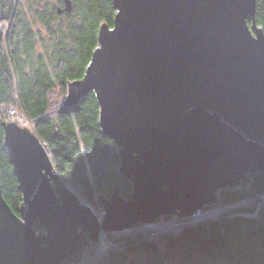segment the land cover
<instances>
[{"label": "water", "instance_id": "obj_1", "mask_svg": "<svg viewBox=\"0 0 264 264\" xmlns=\"http://www.w3.org/2000/svg\"><path fill=\"white\" fill-rule=\"evenodd\" d=\"M115 5L114 26H101L85 76L70 82L64 103L96 93L100 126L123 144L119 170L132 180L133 196L124 198L119 185L110 198L98 195L99 217L59 181L36 132L4 121L23 202L14 213L0 183V264L76 262L101 231L191 217L217 203L222 188L264 170V33L256 0ZM64 11H72L70 0ZM37 220L47 231L34 229Z\"/></svg>", "mask_w": 264, "mask_h": 264}, {"label": "trees", "instance_id": "obj_2", "mask_svg": "<svg viewBox=\"0 0 264 264\" xmlns=\"http://www.w3.org/2000/svg\"><path fill=\"white\" fill-rule=\"evenodd\" d=\"M70 1L72 11L59 14L66 0H0V183L18 215L23 194L5 145L3 120L10 103L21 106L63 180L88 203L99 209L97 196L109 197L117 185L126 198L133 192V182L119 172L117 144L100 126L95 93L64 107L68 85L84 77L100 44L101 26H114L115 0ZM256 7L257 24L264 30V0H256ZM217 205L216 215L179 220L183 225L159 236L105 233L117 247L105 248L86 264H264V171L223 188ZM34 227L45 230L41 220ZM127 241L135 244L125 251ZM100 246L90 242L87 259Z\"/></svg>", "mask_w": 264, "mask_h": 264}, {"label": "bare ground", "instance_id": "obj_3", "mask_svg": "<svg viewBox=\"0 0 264 264\" xmlns=\"http://www.w3.org/2000/svg\"><path fill=\"white\" fill-rule=\"evenodd\" d=\"M256 10H257V7H256ZM256 18V17H255ZM246 20L248 21V19L246 18ZM248 26L250 27L251 25H252V21H248ZM258 25V24H257ZM263 29V28H262ZM263 33H264V30H263ZM92 59V58H91ZM74 81H77V80H74ZM91 92H93V91H90L89 93H91ZM67 96H68V92H67ZM67 96H66V98H67ZM65 98V99H66ZM65 101V100H64ZM64 105H65V103H64ZM75 106L76 104H66L64 107H67V106ZM7 106H9L10 108H11V106H12V104L10 103L9 105H7ZM21 106H18V105H14L13 106V108H14V111L15 112H18V113H20V114H18L19 116H23L22 115V113H21V110H22V108H20ZM5 113V112H4ZM20 117V119L18 120V121H15V120H11V121H13L15 124H17L18 126H20L21 128H23V129H25V128H27V123L30 125H32V128L34 127V123L25 115V117L24 118H21ZM3 120L4 121H9V120H7L6 119V117H3ZM102 128V127H101ZM104 132V131H103ZM105 133V132H104ZM106 134V133H105ZM106 135H108V134H106ZM38 136V135H37ZM108 136H110L113 140H115V142H116V144H117V152L119 153V156H120V159H121V154H120V152H119V149H123L124 147H123V144L121 145L118 141H117V139H115V138H113L111 135H108ZM39 137V136H38ZM40 138V137H39ZM40 142L42 143L41 145L42 146H44V148L46 149V151H47V153H48V155H49V158H50V161H51V163H52V166H53V169L55 170V172L57 173V175H58V179H59V181L63 184V185H66L67 187H69V189L73 192V193H75V194H77L78 196H79V200H80V203L81 204H84V205H86V203H88V200H86V199H84V198H82L76 191H74V189H72L64 180H63V178H62V176H61V174H60V172L58 171V169L56 168V166H55V163H54V161H53V159H52V157H51V155H50V153H49V151H48V148H47V145L41 140V138H40ZM135 156H140L137 152H135ZM121 163H122V160H121ZM120 167H121V165H120ZM264 171V170H263ZM257 172H262V171H257ZM251 173H253V172H251ZM250 174V173H249ZM249 174H247V176H246V180L248 179V175ZM129 180H131V179H129ZM246 180H244V181H246ZM132 181V180H131ZM244 181H241L240 182V185H241V183L242 182H244ZM50 183H51V185H52V188H53V191L55 192L56 191V189H61V187H60V185H59V183L54 179V178H50ZM117 187V186H116ZM228 187H232V186H228ZM233 187H235V186H233ZM166 188H168V187H166ZM223 189V188H222ZM221 189V190H222ZM115 190H116V188H115ZM220 190V191H221ZM118 191H119V193L122 195V192H121V188H120V186H119V188H118ZM23 194V193H22ZM123 196V195H122ZM124 197V196H123ZM108 198H110V196L108 197ZM124 198H126V197H124ZM126 199H130V198H126ZM215 204H217V203H215ZM214 204V205H215ZM10 206V205H9ZM98 216H103V214H104V212L103 213H100L99 214V212H98V210L96 209L97 207L95 206V208L94 207H92L91 205H88ZM213 206V205H212ZM12 209V208H11ZM20 209H21V206H20V208H19V212H20ZM206 217L205 218H208L209 216H210V213L209 212H207L206 214ZM166 217V216H165ZM38 219V218H37ZM184 219V218H183ZM183 219H178V220H180V221H182ZM180 221H178V224H179V222ZM148 222V221H147ZM36 223V222H35ZM35 223H34V225H35ZM148 223H151V222H148ZM190 222H187L186 224L188 225ZM41 224H43V222H41ZM44 226H45V231H47V227H46V224H43ZM136 227L138 226V224H136L135 225ZM135 226H133L132 228H127V229H123V230H120L119 229V231L120 232H125V234H127L128 233V231L129 230H131V232L132 233H135V231H136V227ZM178 227H179V225H178ZM178 227H176L175 229L173 228V230H176ZM34 229H35V227H34ZM36 230V229H35ZM142 232L143 233H145V229H143L142 230ZM153 232H151V234H152ZM157 234H153V235H155V236H159V235H161V234H163V233H165V232H156ZM143 240V239H142ZM107 243V245L105 246V247H103L102 249L100 248V249H98V250H96V251H94V252H96V253H94L95 255L93 256V257H91L90 259L88 258L87 259V257L88 256H86L87 255V253L89 252L87 249L90 247V245H87V247L82 251V255H81V257L76 261V262H73V261H69L67 258H61L60 260H59V264H65V263H69V264H86L87 262H89V261H92L94 258H96L101 252H103L104 250H105V248H107V247H109V246H113V247H117L116 245H114V244H112V243H110L109 241H107L106 242ZM131 243H133V244H135V242H133V241H127V242H125L124 244H123V249L126 251L128 248H130V246H131ZM102 246V245H101Z\"/></svg>", "mask_w": 264, "mask_h": 264}, {"label": "rangeland", "instance_id": "obj_4", "mask_svg": "<svg viewBox=\"0 0 264 264\" xmlns=\"http://www.w3.org/2000/svg\"><path fill=\"white\" fill-rule=\"evenodd\" d=\"M67 1V0H66ZM115 7H116V5H115ZM63 8H59L58 9V12H59V14H60V12H61V10H62ZM117 9V8H116ZM85 76V75H84ZM68 87H69V85H68ZM95 93V92H94ZM95 96H96V99L98 100V96L96 95V93H95ZM98 104H99V100H98ZM99 107H100V112H101V105L99 104ZM15 117V116H14ZM20 117L21 116H17V117H15L14 119H15V121H18L19 119H20ZM25 117V116H24ZM23 116L21 117V118H24ZM7 120H9V121H11L9 118H7ZM27 127L29 128V127H31L32 128V125L30 124H28L27 123ZM30 128V129H31ZM33 129V128H32ZM31 129V130H32ZM119 172L121 173V174H123L120 170H119ZM126 178H127V176H126ZM120 186V185H119ZM115 191V190H114ZM133 192H134V187H133ZM133 192H132V195H131V198H132V196H133ZM217 194H218V199H217V202H219V191L217 192ZM111 196V195H110ZM106 197V196H105ZM106 198H108V197H106ZM97 201V204H98V206H99V209L98 208H96L97 210H98V212H99V214L100 213H103L104 212V214H105V211H103V204H102V202L100 201V200H96ZM86 205H91L92 207H94L95 208V205L94 204H90V203H86ZM219 206L217 205V204H215V205H213V206H206V207H204L203 209H201V210H199V211H197V212H195V213H193V215L191 216V217H185V218H196L194 221H196V220H198L199 218V216H201L202 214H206L207 212H209L211 215L210 216H214V215H216V212L215 211H218L219 210ZM214 212V213H213ZM15 213V212H14ZM103 214V215H104ZM100 217V216H99ZM102 218H103V216H102ZM184 218V217H183ZM184 218V219H185ZM179 218H177V214L176 215H173V216H170V215H166V217L165 216H162V217H159V218H157V219H155V220H152L151 221V223H148V222H146V223H140V224H138V226L136 227V231L135 232H142V230L143 229H145V232L146 233H148V234H146L147 236H149V237H154L155 235H153V234H157L156 232H168V231H171V230H173V228L175 229L176 227H178V225H179V227L181 226V225H183V224H178V220ZM183 219V220H184ZM177 221V222H176ZM192 222V221H191ZM190 222V223H191ZM186 224V223H185ZM109 232H115V231H109ZM151 232H153L152 234H151ZM105 233H108V232H103V231H101L100 233H99V235H98V239L96 240V241H94V242H97V243H101V245L102 246H100V248L102 249L103 247H105L106 245H107V239L105 238ZM150 233V234H149ZM89 240H91L90 238H89ZM139 240H140V238H139ZM87 245H90V243L89 244H87Z\"/></svg>", "mask_w": 264, "mask_h": 264}, {"label": "built area", "instance_id": "obj_5", "mask_svg": "<svg viewBox=\"0 0 264 264\" xmlns=\"http://www.w3.org/2000/svg\"><path fill=\"white\" fill-rule=\"evenodd\" d=\"M18 114H20V113L15 112V111H14V108H13L12 106H11V108L9 107L8 118H9L10 120H15L14 118L17 117V116H19ZM14 116H15V117H14Z\"/></svg>", "mask_w": 264, "mask_h": 264}]
</instances>
